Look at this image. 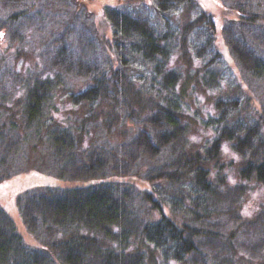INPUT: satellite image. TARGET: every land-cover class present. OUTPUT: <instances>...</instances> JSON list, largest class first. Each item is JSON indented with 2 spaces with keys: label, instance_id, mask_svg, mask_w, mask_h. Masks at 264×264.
<instances>
[{
  "label": "trees",
  "instance_id": "16d2710c",
  "mask_svg": "<svg viewBox=\"0 0 264 264\" xmlns=\"http://www.w3.org/2000/svg\"><path fill=\"white\" fill-rule=\"evenodd\" d=\"M82 1L0 0V42H5L0 182L23 172L24 152L32 151L45 153L42 163L53 177L87 182L35 185L16 194L34 244L23 239L0 204V264H264V207L245 220L237 210L251 181L264 185V127L258 122L264 118V0H215L236 13L220 24V32L245 87L251 91L262 84L252 91L262 95L258 99L254 92L263 114L241 129L222 126L207 147L193 153L184 149V82L182 71L168 65L173 53L167 36L160 41L146 18L121 5H106L114 37L109 56ZM155 4L160 10L195 6L192 0ZM209 43L208 49L211 38ZM193 51L192 46L184 51L191 55L185 57L187 68L202 56ZM30 53L33 61L15 67ZM218 54L216 50L213 58ZM134 59L150 66L143 89L128 74ZM201 68L205 71V63ZM70 77L86 80L87 86L70 90L66 99L71 106L91 107V116L98 108L106 138L96 137L85 123L76 135L61 115L57 100ZM200 78L209 81L205 73ZM134 97L146 104H137ZM116 117L120 129L111 141L107 136L117 127ZM224 137L244 156L234 184L218 175L222 164L207 166V161L216 162ZM134 178L146 185L136 186ZM172 185L187 189L189 197L179 195L180 204L167 202Z\"/></svg>",
  "mask_w": 264,
  "mask_h": 264
},
{
  "label": "rangeland",
  "instance_id": "374dc122",
  "mask_svg": "<svg viewBox=\"0 0 264 264\" xmlns=\"http://www.w3.org/2000/svg\"><path fill=\"white\" fill-rule=\"evenodd\" d=\"M192 1H194L195 6L193 5L191 8H186V4H182L170 10L158 9L155 0H83L82 4L91 12L97 34L102 39L104 46L107 47L106 50L109 56L113 55L109 44L110 39L114 37L113 28L104 14L103 9L106 5H121L122 8L127 9L129 12L146 18L160 38V41L163 39L162 36H167L166 43L172 48L173 53L172 58L170 57L171 59L169 58L170 60H168V65L178 67L182 71V83L184 82L182 86V101L184 102L183 108L187 109V112L182 111L183 123L186 126V145L184 149L193 153L194 150L207 147L210 140L218 135L222 126L235 130L244 128L248 124L252 125L257 122L256 116L259 113L263 114V110H257L259 105L254 92L258 99H262V95L256 91H252L261 90L262 84H259V88L253 86L251 91L245 87L236 61L229 54L220 32V24L223 21L227 22L234 19L236 13L232 9L225 10L215 0ZM210 17L215 22V29H211L209 25ZM261 21L264 22V18ZM210 38L212 45L208 49ZM180 40L183 41L182 46L180 45ZM202 43L203 48L206 49H200ZM4 45L5 42H0V58L3 55ZM189 46L193 47L194 55H202L197 60L194 59L193 64H188L191 72L185 67V57H190L191 55L185 54L184 51ZM202 50L203 52H200ZM216 50L219 54L213 58ZM25 55L24 62L20 64V61H18L15 67L21 68L27 61H33L31 53ZM209 59H211V62ZM138 61L139 59H134V62L128 66L130 68L128 74L132 77L136 86H140L143 89L149 80L150 66L141 65ZM202 63L206 65L205 71L204 68H201ZM195 66L196 70L194 73V68L191 67ZM204 73L207 75L209 81L204 82L200 78ZM68 83V87L65 88L69 91L67 92L64 88L62 90L64 95H60L62 97H59L57 101H59L58 105L60 111H62L61 115L64 116L69 127L73 128L75 132L79 125L83 127V123H85L88 130H91L96 137L103 136L106 138L102 134V131H104V127L101 125L103 124V118L98 108H93L97 113L91 116L92 113L89 111L91 107L86 109L87 106L80 108L79 106H71L66 99L70 90L79 91L86 88V80L70 77ZM193 85L195 86L194 89L191 87ZM134 101L137 104H146L145 99L134 97ZM217 103H220V108L218 109L215 107ZM89 113L90 115H88ZM214 116H218L219 119H213ZM56 117L54 116V118ZM116 118L117 127L113 134L107 136L109 140H111L110 135H117L116 130L120 129L119 118ZM258 122L264 127V118H258ZM96 125H99L98 129ZM216 128L217 131L214 134ZM260 130L262 132L264 128H260ZM75 134L78 135V132H75ZM231 142L232 139L228 140L225 137L221 139L219 156L216 162L207 161V166L211 168L222 164L223 167L220 169L219 174H217L219 176L223 175L227 183L234 184L239 180L237 168L239 164L240 166L242 165L244 156L239 155L233 149L230 144ZM41 157L45 159V153L24 152L26 164L22 167L24 169L23 172L0 182V204L14 220L17 230L21 233L23 239L32 244L35 243V239L26 230L21 221L15 201L16 194L25 188L34 187L35 185L78 186L87 184L83 180H61L53 177L47 171L45 163H42ZM31 169L37 170L39 175L37 172L35 174V171H29ZM133 182L136 186L142 187L146 185L145 182L136 178H134ZM186 190L182 186L177 187L176 185H172L171 190H168L165 196L166 201L178 202L180 204V201H178L179 195H182L184 200L189 197V193ZM190 191L193 192L192 190ZM185 203L187 202L184 201ZM167 206L164 207L165 211L169 208ZM261 207H264V185L251 181V186H247L242 199L237 204L238 214L241 216V219L245 220L252 217ZM177 216H180V214H177ZM236 264L244 263L238 260Z\"/></svg>",
  "mask_w": 264,
  "mask_h": 264
}]
</instances>
